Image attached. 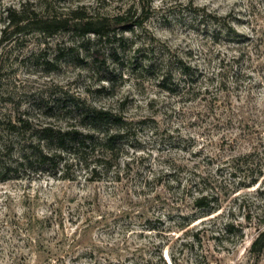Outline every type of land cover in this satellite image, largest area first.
Returning <instances> with one entry per match:
<instances>
[{"label":"rangeland","instance_id":"obj_1","mask_svg":"<svg viewBox=\"0 0 264 264\" xmlns=\"http://www.w3.org/2000/svg\"><path fill=\"white\" fill-rule=\"evenodd\" d=\"M132 4L0 0V140L20 137L19 120L73 127L72 100L129 122L99 181L76 164L0 180V264H264L250 251L264 227V0H144L140 18L109 23V41L71 24L8 26L21 11L110 20ZM171 56L196 69L191 90L158 86ZM198 175L217 187L220 209L188 225L182 191Z\"/></svg>","mask_w":264,"mask_h":264},{"label":"trees","instance_id":"obj_2","mask_svg":"<svg viewBox=\"0 0 264 264\" xmlns=\"http://www.w3.org/2000/svg\"><path fill=\"white\" fill-rule=\"evenodd\" d=\"M143 3L144 0H133L131 6H136L135 11L129 7L117 13L110 20H95L74 10L67 18H52L42 21L37 20L34 12L21 11L17 14L19 15L17 21L11 19L8 26L12 29L11 33L13 34H21L32 25H36L37 30L43 34H52L53 30L71 24L75 30L82 31L83 35L92 34L98 40L109 41L110 36L106 33L109 23L113 22L118 26L128 17L140 18L143 14ZM26 14L32 17L29 18ZM112 37L115 39V36ZM120 40L118 38L116 41ZM169 61V65L172 67L167 66V71L159 70L155 74L158 86L170 94L177 92L178 83H184L188 90H191V86L197 82L196 69L177 56H171ZM176 75L179 76V81L175 80ZM67 107H69L70 113L74 114V120L77 123L71 128L59 129L51 125L35 128L23 120L18 121L19 128L15 125L10 126L13 130L18 128L22 131L19 132L20 137L0 140V180L2 182L19 179L21 172L55 176L57 172H66L67 168L74 164L81 166L84 170H90L89 180L94 182L100 180L97 177L100 171H107L114 166L117 160L116 156L119 155L125 142L129 122L111 111L85 106L79 100H72ZM27 134L29 135L28 139H25L23 136ZM246 158L247 156L238 157L232 161L235 164L230 167L233 173L232 177L235 176L236 171H239L241 167L239 163L246 161ZM245 163L242 164L245 165ZM261 172L262 170L258 171L259 175L248 181L247 185L239 186L255 185L262 175ZM195 177L194 181L188 179V184L182 191V194L190 199L195 211L188 218V225L199 218L210 216L220 209V193L217 187H211L207 177L199 175ZM62 178L66 179L67 177ZM226 227H230V224L225 225ZM250 246L252 253L263 254L264 227L258 231Z\"/></svg>","mask_w":264,"mask_h":264}]
</instances>
